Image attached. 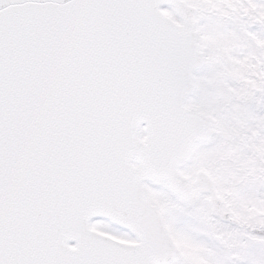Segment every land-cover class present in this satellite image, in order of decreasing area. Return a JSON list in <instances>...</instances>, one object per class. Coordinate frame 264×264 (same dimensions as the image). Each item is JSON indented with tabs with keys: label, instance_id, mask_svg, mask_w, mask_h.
<instances>
[{
	"label": "snow or ice",
	"instance_id": "snow-or-ice-1",
	"mask_svg": "<svg viewBox=\"0 0 264 264\" xmlns=\"http://www.w3.org/2000/svg\"><path fill=\"white\" fill-rule=\"evenodd\" d=\"M0 264H264V0H0Z\"/></svg>",
	"mask_w": 264,
	"mask_h": 264
}]
</instances>
